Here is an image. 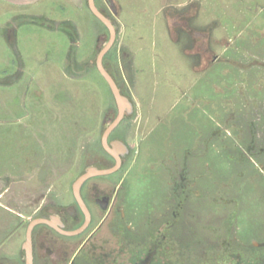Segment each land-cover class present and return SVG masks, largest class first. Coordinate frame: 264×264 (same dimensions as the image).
<instances>
[{"label":"rangeland","instance_id":"obj_1","mask_svg":"<svg viewBox=\"0 0 264 264\" xmlns=\"http://www.w3.org/2000/svg\"><path fill=\"white\" fill-rule=\"evenodd\" d=\"M112 1L115 16L95 0L116 29L103 64L134 110L109 139L129 153L83 186L90 230L47 246L72 255L95 199L117 195L97 238L125 234L129 256L245 262L264 238V0ZM108 38L87 0H0V264H19L30 220L75 203L85 169L114 164Z\"/></svg>","mask_w":264,"mask_h":264},{"label":"flooded vegetation","instance_id":"obj_2","mask_svg":"<svg viewBox=\"0 0 264 264\" xmlns=\"http://www.w3.org/2000/svg\"><path fill=\"white\" fill-rule=\"evenodd\" d=\"M109 141L112 140L109 139ZM89 180H87L86 182H88ZM85 183L83 184V186L85 185ZM82 188L81 197L89 212V225L82 233L75 236L63 235L59 233L55 228L46 224L36 225L32 231V264H159L156 257L157 245L154 246L155 250L154 247L151 246L153 250L151 252L149 251L148 254H143L142 252L137 251L129 256L126 251V238L124 236L125 234H120L119 238L114 236L113 238H97V236L100 235V229L103 222L109 217L112 218L115 215L114 211L117 195H114L112 201H110V198L105 196L95 199L94 204L97 206V210L99 211V213L103 214V218L100 223L85 237L84 240H81L79 243H77V245L74 247V252L72 255L69 256V250L66 249L61 253H58L52 250L51 246L49 248L45 240V238H49V234L52 235L51 238L76 240L81 238L86 232L90 230L95 220V209L92 208V206L87 202L88 198L83 196ZM51 216L57 217L59 222L62 224V226H60L59 224H55L56 228L64 231H73L78 229L79 227H81L85 219L84 213L80 210L76 202L71 206L65 208L64 212L60 210H51L50 212H47L36 218H44L50 220ZM29 222L26 225L25 232L27 230ZM38 228L45 229L46 233L43 234L41 229V231L39 232L40 235L38 236L40 240L39 243L36 244V231ZM251 243L253 244L251 249L254 253H251L245 262H243L241 256L237 254V257H235V264H264V238L260 240L253 239L251 240ZM65 247L66 246H64L63 248ZM38 248L40 250L39 252ZM16 261L19 262V264H26L24 251L22 252V254H20Z\"/></svg>","mask_w":264,"mask_h":264},{"label":"water","instance_id":"obj_3","mask_svg":"<svg viewBox=\"0 0 264 264\" xmlns=\"http://www.w3.org/2000/svg\"><path fill=\"white\" fill-rule=\"evenodd\" d=\"M112 14L115 16L117 13L116 7L112 0H106ZM87 6L90 12L95 16L108 30L109 38L104 47L97 55L95 66L100 75L104 78L111 94L114 98L117 114L113 121L106 127L101 136V146L103 150L113 159L114 164L108 168L88 167L85 171L74 181L72 184V195L75 202L78 204L80 210L84 213L85 219L81 227L73 231H64L57 229L55 224H62L57 217H50V220L44 218H36L29 222L26 230L25 240L22 243V250L25 253L26 264H32V231L36 225L46 224L55 228L59 233L66 236H75L82 233L90 222L89 212L85 206V203L81 197V188L83 184L92 178L104 177L114 174L119 171L122 166L123 157L129 153V147L120 140L109 141L110 134L116 129V127L125 119V117L133 113L134 107L129 98L120 92L115 80L105 69L103 65V58L106 53L113 46L116 39V29L114 24L109 18H107L95 5V0H87Z\"/></svg>","mask_w":264,"mask_h":264},{"label":"crops","instance_id":"obj_4","mask_svg":"<svg viewBox=\"0 0 264 264\" xmlns=\"http://www.w3.org/2000/svg\"><path fill=\"white\" fill-rule=\"evenodd\" d=\"M33 1H35V0H33Z\"/></svg>","mask_w":264,"mask_h":264},{"label":"trees","instance_id":"obj_5","mask_svg":"<svg viewBox=\"0 0 264 264\" xmlns=\"http://www.w3.org/2000/svg\"><path fill=\"white\" fill-rule=\"evenodd\" d=\"M104 65V64H103Z\"/></svg>","mask_w":264,"mask_h":264}]
</instances>
